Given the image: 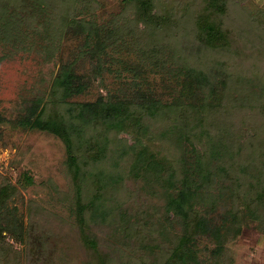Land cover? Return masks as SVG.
I'll return each instance as SVG.
<instances>
[{"label":"rangeland","instance_id":"1","mask_svg":"<svg viewBox=\"0 0 264 264\" xmlns=\"http://www.w3.org/2000/svg\"><path fill=\"white\" fill-rule=\"evenodd\" d=\"M207 1L155 0L158 14L171 12L180 20L166 36L138 21L126 0H0V188L16 187L4 210L24 233L19 242L0 230V264H98L100 256L104 264H181L173 252L185 233L183 220L169 213L167 202L177 196L185 176L198 185L196 209L210 225L230 221L229 210L247 212L233 190L248 188L258 165L247 170L249 175L236 173L234 180L213 171L210 180L202 181L198 152L180 132L193 104H205L204 92L194 82L198 95L193 98L191 78L181 69L204 71L215 91L213 104L197 108L199 117L232 137L241 135L233 126L245 122L251 136L258 132L264 140V0H223L225 11L213 18L222 23L226 37L214 45L197 28L196 15ZM187 10L191 18L183 19ZM63 70L78 74L84 91L62 97L55 86ZM227 83L234 89L225 97L222 85ZM142 93L164 111H132L131 104L143 101ZM100 98L128 104L126 127L109 132L102 122L84 128L85 139L105 145V151L94 159L86 142L77 147L84 172L76 179L66 141L33 121L22 122H28L32 107L37 112L33 120L37 115L76 120L81 104ZM167 106L171 110L165 113ZM140 111L138 120L134 116ZM226 144L235 151V143ZM142 148L161 153L169 166L154 174L140 164L133 173ZM229 153L214 156L215 171ZM225 165L227 174L237 167L235 162ZM78 195L94 200L86 218L98 255L81 237ZM248 206L257 215L246 213L242 232L229 237L219 255L217 238L191 232L187 247L195 258L188 264H264V204Z\"/></svg>","mask_w":264,"mask_h":264},{"label":"trees","instance_id":"2","mask_svg":"<svg viewBox=\"0 0 264 264\" xmlns=\"http://www.w3.org/2000/svg\"><path fill=\"white\" fill-rule=\"evenodd\" d=\"M126 1L129 5L134 6L138 21L153 26L157 30H161L163 35L165 34L166 36H169V33L172 32L175 25L180 21H177V16L175 14H171V12L158 14L155 11V0ZM225 7L226 5L223 0H208L207 6L204 7L198 15H196L197 28L201 33L204 34L206 38H204V40L209 45L218 44L226 37V33L222 28V23L216 21L213 18L216 12H224ZM184 13L183 19L187 18L188 16L191 18L190 10L184 11ZM181 71L182 74L191 78L189 84L192 87L190 93L193 98L198 95L197 91L195 90L196 86H194V82H196L197 86L202 92H204L203 100L205 104L202 102L201 107L193 104L190 113L193 117L190 116L186 119L185 122H187V124L183 126L180 132L181 137L190 144V146L193 148V151L198 152L196 170L202 178V181L207 182L210 180V178L213 177L214 172L221 173V176L226 174L228 177L230 175V178L233 177L234 180L233 175H236V173L238 174L243 172V174L247 175L250 168H255V166L257 167L258 165L257 174H250L252 180L249 183V187L245 190H233L234 196L237 199L242 198L245 201L247 206L245 209H247V212H244V210L242 212L239 210V207L238 210H229L228 212L232 219L229 221V219L225 217L226 219H223V221H221V223L217 226L210 225L209 221L203 218V216L199 215V211L196 209V204L200 200L198 185L192 183L188 176H185L184 180L182 181L183 185H181V187L178 189L177 196L168 197L167 206L169 213H174L175 215L182 218L185 229V233L180 238L179 243L173 253L180 258L181 264H188L187 259L194 257V254L191 253L190 248L187 247L190 241L189 235L191 232L196 231V233H209L213 237L217 238L220 244H218L215 252L219 255L222 253L223 243L226 242L229 237L234 238L242 232L243 227L241 220L245 219L246 213H249L251 216L257 215V213L251 209V206L248 205L254 203L255 201L264 204V188H262L264 177L260 176V172L264 169L259 168L261 164L264 166V140L261 139L262 137L259 138L260 134L258 132L254 134V136H251L249 130L247 129L249 124H245V122L241 123V126L232 125L234 130L241 134L238 137H232V135L227 132L215 129L213 125L209 124L206 118L199 117L197 114V108H199V110H202V108H208L204 107V105L209 106V101L211 104H213L215 100V91L213 88H211L209 77L204 71L187 65L182 67ZM244 80H242V82ZM225 82H227V78ZM223 86V90L225 92L224 95L225 97H228L230 93L232 94V89H234V87H231L229 83L222 85V87ZM55 87V90H58L62 93V97L67 98L84 91L86 85L85 83H82L80 77L75 72L63 70L58 76ZM138 96H140L143 101L141 103L138 102L137 105L131 104L133 107L132 111H135V107H140L142 111L150 110L151 114H154L155 111H164L162 110L163 106L157 100L149 101V98H146L144 93ZM223 97L220 98L223 99ZM236 101H238L237 98ZM233 102L236 103L235 101ZM170 110L171 108L167 106L165 113ZM129 111L130 108L126 102H122L121 100L104 101L102 98H100L95 102H85L81 104L79 106V111L77 112V121L72 119L67 121L57 118L43 119L40 117V115H37L33 120L32 116L36 115L37 112L36 108L32 107L30 111L32 116H27L28 122L26 121L22 123L30 124L33 121L34 125L50 130L62 137L66 141L69 150V163L71 170L75 175V178L79 179L84 171L82 170L83 165H81L78 160L80 156L76 154V148L82 146L86 142V144L89 145L95 152V154H93L95 157L94 159H96L102 154V152L105 151V145H100L94 140L92 141L85 139L84 128L94 123L97 124L103 122L108 126L109 132L111 130H121L126 127V121L128 119L125 118V116ZM142 111H140V113L137 115L139 117L134 116L131 113L129 116L131 117L132 115L139 120V118L143 117ZM232 112H234V110H231V113ZM198 117L201 119H198ZM232 126L229 128V130H231ZM229 132L231 133V131ZM261 140H263V142ZM230 141L231 143L233 142L236 144L234 145L236 146L235 151L230 152L228 149V146L230 145L226 143ZM219 152H221V154H219ZM223 153L225 155L229 153L228 159L223 163L220 161L217 165L220 166V168L215 171L213 163L214 160L212 161V159H214L215 155H218L219 159ZM137 155L138 156L136 157V160L138 165L134 166L133 173L139 170L140 164H144L146 169L154 174L161 172V170H164L169 166V163L161 158V153L156 154V152L153 150L142 148ZM239 159H241V161ZM228 162H235L237 166L233 168L231 174H227L229 165L226 166L225 164ZM145 178L147 180L152 179V177L149 176ZM24 180H26L27 183H31L33 181L32 177L28 174L24 175ZM255 183L259 184L257 185L258 189L254 188ZM172 185H176V182H172ZM81 186L82 184H79V188ZM15 191L16 187L12 184L3 185L0 188V230H2V232L8 231L16 241L24 242L23 227L18 225L17 218L13 214H11L8 210H4L5 201L10 198L15 193ZM93 206V199L83 201V197L78 195L76 215L78 220L77 222L80 224L82 231L81 237L84 241V244L88 248L92 249L93 253L98 255L97 240L94 236V233L88 230L86 218L87 213L90 215V213L93 212ZM98 264H104L101 256L98 257Z\"/></svg>","mask_w":264,"mask_h":264}]
</instances>
